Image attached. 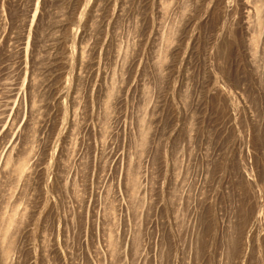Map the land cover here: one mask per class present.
Instances as JSON below:
<instances>
[{
	"label": "rangeland",
	"instance_id": "374dc122",
	"mask_svg": "<svg viewBox=\"0 0 264 264\" xmlns=\"http://www.w3.org/2000/svg\"><path fill=\"white\" fill-rule=\"evenodd\" d=\"M0 264H264V0H0Z\"/></svg>",
	"mask_w": 264,
	"mask_h": 264
}]
</instances>
